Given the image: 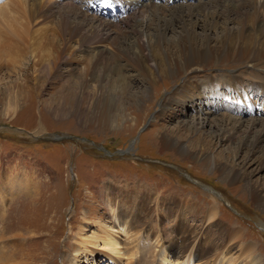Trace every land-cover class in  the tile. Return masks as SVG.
<instances>
[{"label":"rangeland","instance_id":"374dc122","mask_svg":"<svg viewBox=\"0 0 264 264\" xmlns=\"http://www.w3.org/2000/svg\"><path fill=\"white\" fill-rule=\"evenodd\" d=\"M31 1L0 0V264H31L27 252H37L34 264H69L76 236L98 245L90 246L93 254L78 253V264H113L101 255L108 239L119 253L111 255L115 264H161L164 256V264H264L260 151L250 155L239 147L252 123L258 129L264 123L260 90L250 94V100H226L214 93L207 102L194 99L196 109L187 103L160 110L174 83L157 79L147 97L141 79L132 77L125 80L130 86L114 104L113 116H100L102 106L92 100L96 80L87 86L82 81L89 57L77 51L76 39L58 55L57 32L64 21L70 27L73 22L83 24L78 15L83 9L112 34L128 29L139 16H131L134 12L125 4L129 0H47L50 17L31 21L25 17L33 7ZM211 1L158 0V4H189L198 11L206 10ZM244 1L242 9L250 11V2ZM230 8L234 19L236 4ZM151 10H145L140 20ZM119 21L121 29L109 24ZM14 28L22 37L17 47L9 40ZM88 48L102 49V56L113 52L110 40ZM229 65L221 71L212 66L200 72L215 77L240 69ZM244 69L249 81L258 83L256 74L264 77L262 70ZM228 117L240 131L222 138L215 124ZM179 142L186 155L177 150ZM206 154L212 156L213 166L200 159ZM213 205L217 215L210 218L205 213ZM181 222L190 233L185 234L187 243L198 239L197 247L183 253L181 233L173 232ZM20 236L26 260L15 256L4 262V251L13 258Z\"/></svg>","mask_w":264,"mask_h":264},{"label":"bare ground","instance_id":"6f19581e","mask_svg":"<svg viewBox=\"0 0 264 264\" xmlns=\"http://www.w3.org/2000/svg\"><path fill=\"white\" fill-rule=\"evenodd\" d=\"M248 1L250 2V11L242 9L246 4L244 0H212L207 5L206 10L200 9L197 11L189 4L177 6L171 2L168 5H159L158 0H145V2L139 4L129 0L125 4L129 7L130 12H134L131 16L139 17L128 29L119 30L118 34H112L110 30H105L106 24L102 23L97 16L90 15L86 12L87 10L83 9L78 13L84 19L83 24L73 22L70 27V22L64 21L60 25L57 32L60 48L57 54H64L68 51L70 42L76 39L77 51L85 52V57H89L88 67L82 81L87 86V82L93 79L96 80V85L94 84L95 86L93 87L92 100L93 103L101 104L102 108L97 112V114L100 112V116H113V111L116 112L114 104L119 100L122 93H126L130 86L129 82L125 80L132 77L141 79L142 85L140 84V86L145 89L147 97L157 79L166 78L174 83L170 95L161 102L160 110H163L169 104L186 105L187 103H191V107L196 109L193 105L194 99L207 102V99L212 98L214 93L216 96L226 100H250V97L254 96L253 92L258 89L260 94L264 96V77L256 74L259 79L258 83L244 78L245 66L250 69L264 71V0H246V2ZM31 2H33V7L28 8L29 10L25 17L31 21L45 20L49 13H47V0H33ZM231 4H236L237 16L234 19L231 17ZM43 8L44 11H42ZM149 8L153 9L149 12L150 15L140 20L142 15L145 16V10ZM120 22H109V24L110 26L113 25L114 29H121ZM8 29L5 28V31ZM198 29H200V32H198ZM14 30L13 33H10L9 40L17 47L22 37L19 28H14ZM169 33H173L174 37L168 38ZM104 40L112 42L113 52L108 54V56H102L105 54L102 49L88 48L93 43H100ZM91 55L97 58L92 61L90 59ZM255 63L258 64L253 66ZM226 64H234L229 66H232V68L240 67L241 70L239 69L240 72L239 70H233L228 75L217 74L218 76L215 77H207V74H201L200 72L201 69L212 66L220 67L218 71H221L223 65ZM226 69H229V67ZM97 71L99 72L95 74ZM123 73L130 74L126 76ZM189 74L190 76H188ZM179 80L181 84H175ZM94 94L96 95L94 96ZM257 99H254L253 102ZM263 106L264 104L262 103ZM198 109L201 114H204L203 109ZM225 117L223 116V118ZM95 118L97 119V117ZM203 119L208 120L209 118L203 117ZM232 122L233 120L231 121L230 117H228L227 120L221 121L220 124H215L217 127L216 131L220 137L232 138L237 135L240 131L239 125L235 126V123ZM244 133L245 136L241 138L239 147L240 149H248L250 155L254 154L255 151H260L261 168L259 171L262 173L264 172V123L260 126V129L254 127L252 123ZM176 145L178 146L177 150L182 155H186L187 151L184 150V145L180 142L176 143ZM200 159L206 164L213 166V158L210 154H206ZM252 193L256 196L254 191ZM259 197L260 207H264V192H260ZM212 201L214 202V200ZM187 202L189 203V200ZM216 207V205L210 206L205 214H209L210 218L215 217L217 215ZM18 224L20 226V221ZM181 224L182 222L177 224L173 232L178 231L179 234L181 233L180 245H182L181 253H183L182 250L186 251L189 247H197L198 239L195 238L193 245L190 242L187 243L185 234L190 235V233L183 230V225ZM0 225L2 226V224ZM121 231L128 235L124 227ZM78 238L76 236L71 245L73 255L72 257L69 256L67 260L69 264H78V253L93 254L94 251L89 249L90 246H98L96 241L89 239L84 241L81 236ZM29 242L32 243V240L29 239ZM15 244L16 252L13 254V258H11V255L6 256L4 251L5 256H2L4 262L15 260V256L19 261L22 257L26 260L27 254H24L26 251L25 245L23 246V238L20 236V239ZM175 244L178 243L175 242ZM32 245L35 246L33 243ZM102 246L106 248V251H103L101 255L103 254L108 261L110 260L111 263L115 264L114 257L111 256L112 254L116 256L119 254L114 248L116 246L115 242L108 239V241L103 242ZM203 251V255L207 253V251ZM27 253L32 260L31 264H34L35 259H37L34 254L37 252ZM132 255L134 256L135 254ZM116 259L119 261L118 257ZM165 259L164 256L161 264L165 263Z\"/></svg>","mask_w":264,"mask_h":264},{"label":"water","instance_id":"95a60500","mask_svg":"<svg viewBox=\"0 0 264 264\" xmlns=\"http://www.w3.org/2000/svg\"><path fill=\"white\" fill-rule=\"evenodd\" d=\"M145 128V125L141 128V130H143ZM140 130V131H141ZM120 154H127V151L125 152H120ZM68 174H69V178L73 179L72 177V162L69 161V164H68Z\"/></svg>","mask_w":264,"mask_h":264}]
</instances>
